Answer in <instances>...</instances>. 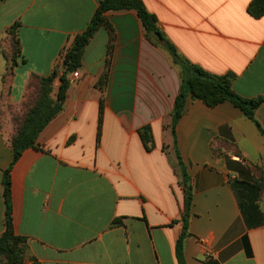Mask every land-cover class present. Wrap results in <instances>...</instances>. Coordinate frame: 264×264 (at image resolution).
Instances as JSON below:
<instances>
[{
  "label": "crops",
  "instance_id": "1",
  "mask_svg": "<svg viewBox=\"0 0 264 264\" xmlns=\"http://www.w3.org/2000/svg\"><path fill=\"white\" fill-rule=\"evenodd\" d=\"M102 1H4L0 101L22 116L31 78L52 74ZM141 1L183 59L212 75L233 74V90L242 98H264V15L248 11L255 0ZM106 17L116 34L112 55L103 28L85 50L79 78L71 77L64 111L11 170L14 231L28 246L24 264H181L183 233V264H264V194L234 188L236 181L260 179L251 166L264 171V136L232 103L210 108L189 97L175 144L172 112L181 69L164 45L147 38L136 11ZM15 24L25 64L6 81L4 42ZM106 73L102 93L96 85ZM59 85L57 80L53 98ZM255 118L264 129V106ZM145 126L154 139L149 151L139 134ZM14 132L0 128V237ZM177 152L191 183L187 228Z\"/></svg>",
  "mask_w": 264,
  "mask_h": 264
},
{
  "label": "trees",
  "instance_id": "2",
  "mask_svg": "<svg viewBox=\"0 0 264 264\" xmlns=\"http://www.w3.org/2000/svg\"><path fill=\"white\" fill-rule=\"evenodd\" d=\"M4 1L6 0H0V5ZM123 10L136 11L144 24L147 38L156 45H159L150 36L152 32H158L156 26L157 19L149 13L141 0H103L87 29L83 33L78 34L71 47L63 53L62 63L57 65L48 77L33 76L28 84L27 101L23 105L24 114L15 117L13 121L16 127L10 143L14 152V161L10 168L4 172L3 177L6 204V232L0 237V264H24L28 249L27 241L23 237L17 236L14 231L11 170L24 151L37 147L39 135L64 111L68 98V90L71 86V77L75 72H79L82 69L86 48L95 35L103 28L109 33L108 56L112 55L116 34L114 28L108 22L106 15L112 11ZM248 11L255 18L262 17L264 15V0H255L250 5ZM18 28L19 24H15L8 31L7 35L9 38L4 42L9 47V52H5L8 62L6 81L10 78L16 67L25 64V60H23L20 54V42L17 35ZM163 47L168 51L174 64L181 69V87L172 112L171 129L175 144H177V127L185 112L186 102L189 97L202 101L210 108H215L225 102L232 103L237 109L242 111L247 119L254 122L261 135L264 136V129L255 118L256 111L264 106V98L252 100L242 98L233 90V81L235 79L233 74L226 76L212 75L183 59L175 46L169 41H166ZM57 80H59L60 85L56 97L53 98L52 94ZM107 81L108 75L106 73L96 85L102 93L105 90ZM103 120L104 99L102 98L99 112L98 142L101 140ZM139 134L146 150H151L154 141L151 127L145 126L141 128ZM177 156L180 162L186 194L185 211L181 221L184 227L187 228L192 205L191 187L188 185L190 177L179 152H177ZM251 171L258 174L260 179L255 180L254 183L236 181L234 182V188L238 191L247 189L250 193L263 195L264 171L258 165H252ZM186 237L187 234L183 233L177 243V257L181 264H183V246ZM32 264L41 263L33 260Z\"/></svg>",
  "mask_w": 264,
  "mask_h": 264
},
{
  "label": "rangeland",
  "instance_id": "3",
  "mask_svg": "<svg viewBox=\"0 0 264 264\" xmlns=\"http://www.w3.org/2000/svg\"><path fill=\"white\" fill-rule=\"evenodd\" d=\"M26 101L27 100H25L24 103ZM5 102H6L5 100H3L2 102L0 101V128H2L5 125H7L9 128L12 129V128H15L16 127V125H14V122H13L14 119H15V117H19L21 115H19V113L16 112L15 108H13L11 105L8 106L7 103L5 104ZM22 112H24V108L22 109ZM8 113H9V116H10L9 119H11V121L10 120H7L8 122H6L5 120H6V118H8V116H7ZM11 139H12V137L9 139L10 142H11Z\"/></svg>",
  "mask_w": 264,
  "mask_h": 264
},
{
  "label": "water",
  "instance_id": "4",
  "mask_svg": "<svg viewBox=\"0 0 264 264\" xmlns=\"http://www.w3.org/2000/svg\"><path fill=\"white\" fill-rule=\"evenodd\" d=\"M150 36L152 37V39L154 40V41H156L157 43H159V44H161V45H165V39L162 37V35L160 34V33H158V32H152L151 34H150ZM191 183H190V181L188 182V185H190Z\"/></svg>",
  "mask_w": 264,
  "mask_h": 264
},
{
  "label": "built area",
  "instance_id": "5",
  "mask_svg": "<svg viewBox=\"0 0 264 264\" xmlns=\"http://www.w3.org/2000/svg\"><path fill=\"white\" fill-rule=\"evenodd\" d=\"M73 77L76 78V79H78V78H79V73H78V72H75V73L73 74Z\"/></svg>",
  "mask_w": 264,
  "mask_h": 264
}]
</instances>
